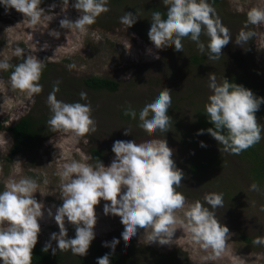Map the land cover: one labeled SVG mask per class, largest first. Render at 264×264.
Listing matches in <instances>:
<instances>
[{
    "label": "rangeland",
    "instance_id": "1",
    "mask_svg": "<svg viewBox=\"0 0 264 264\" xmlns=\"http://www.w3.org/2000/svg\"><path fill=\"white\" fill-rule=\"evenodd\" d=\"M73 2L69 0V6L64 8L62 0L45 2L44 6L41 3L46 12L50 5L56 4L50 13L54 19L42 21L36 28L24 21L23 14L15 9L0 13V61L7 60L9 64L23 62L15 55V48L21 47L26 51L25 58L27 54H33L43 63L53 65L39 81L43 86L42 92L33 97L13 90L11 74L8 70H0V122L11 125L29 110H50L47 97L57 80L60 81L57 99L67 103H90L92 118L96 121V131L84 137L55 132L39 142L36 148L11 158L9 152L13 138L9 130H0V192L5 190L10 179L32 178L39 185L34 195L45 205V216L39 221L41 232L37 243L44 246L51 233H59L54 219L47 216V209L51 208L55 214L56 207L63 203L58 199L61 178L57 173L62 171L65 163L76 160L95 167L97 162L92 158L90 148L102 147L106 153L110 152L109 157L101 161L108 167L115 158L111 149L116 140L140 143L149 139H165L173 150L172 159L184 173V179L176 190L186 197L185 207L200 201L214 211L221 224L229 228V239L222 256L203 260L202 257L211 250L205 252L201 249L180 225L176 226L171 245L149 243L143 238L144 230L139 229L125 246L121 237L124 226L118 216L104 215L103 200L96 206L98 219L94 229L95 239L100 243L93 240L88 251L116 238L120 243L115 249L129 264H264V246L253 244L256 237L264 236V189L249 173V159L242 152L235 155L224 151L223 145L206 131L214 126L211 122L208 125L198 123V115L206 112L205 105L212 94L208 86L209 75H215L217 83L221 84L224 78L229 80L238 73L249 80L253 91L264 90V25L249 24L245 28L249 9L264 8V0H220L217 4L208 0L232 36L222 49L223 54L215 60L208 59V37L204 34L200 37L205 44L204 53L198 50L190 37L182 39L183 52L175 51L174 46L162 50L155 48L148 31L153 12L167 10L162 0H108L110 10L97 17L96 24L88 26L83 33L63 29L59 24L65 15L72 20L78 17V11L71 7ZM125 12L137 13L139 17L130 28L120 23ZM242 29L255 32V36L237 45L235 40ZM53 31L59 32V37L50 35ZM45 44L47 48H44ZM189 53L190 57L198 54L196 60L190 59L191 63L185 56ZM68 65L74 67L69 69ZM89 76L111 78L119 82V88L92 91L80 82ZM164 87L172 91V104L168 110L172 120L166 133L157 130L150 136L139 127V112ZM81 92L87 93L86 100H81ZM128 108L136 111V119L123 115ZM256 117L264 128V116ZM179 121L186 123L195 135L183 138L182 130L173 127L174 122ZM125 129L130 132L127 136L124 135ZM201 129L205 130L204 134L198 135ZM261 135L262 139L256 146L264 143V131ZM201 141L207 146L201 147ZM213 154L222 158L215 170L195 172L190 168L192 162ZM253 183L258 184L259 191L251 190ZM208 193H222L223 207L212 209L204 200ZM177 216L182 217L183 212H177ZM65 226L68 231L67 221ZM52 246H57L56 241H52ZM72 259L73 255H70L69 260Z\"/></svg>",
    "mask_w": 264,
    "mask_h": 264
},
{
    "label": "clouds",
    "instance_id": "2",
    "mask_svg": "<svg viewBox=\"0 0 264 264\" xmlns=\"http://www.w3.org/2000/svg\"><path fill=\"white\" fill-rule=\"evenodd\" d=\"M166 6V18L163 13L155 11L152 14L148 37L156 49L162 50L174 46L175 51L183 52V38H189L196 43L201 53L205 44L201 42L202 34L208 37V59H219L222 49L232 40L230 30L222 23L214 7L208 0H162ZM42 0H0L5 11L15 9L23 14L32 28L42 21H52L51 13L56 7L53 3L46 12L40 5ZM63 8L69 6V0H62ZM108 0H74L71 7L79 13L75 20L67 15L60 19L63 29L77 30L81 33L96 22L97 17L107 13ZM138 14L125 12L120 17V23L132 27L138 19ZM264 25V8L252 7L247 12L248 25ZM50 35L59 37L60 33L53 31ZM255 32H239L235 43L240 45L248 42ZM48 45L45 44L44 48ZM151 52V49H149ZM15 55L23 62L13 66L7 60L0 61V70L14 67L10 76L11 88L26 92L29 97L40 94L43 86L39 83L44 69L43 61L33 54H27L21 47L15 48ZM159 58V57H157ZM51 59V58H49ZM69 69L74 65H68ZM209 88L212 94L208 97L205 110L209 122L214 127L206 131L223 150L239 155L253 147L262 139L264 128L255 115L264 104V97H257L242 85L230 83L224 78L217 83L215 75H209ZM60 81L54 82L52 91L48 94L47 104L51 116L47 125L53 132L70 133L76 137H84L96 131V121L92 118L90 103H67L57 99ZM171 90L167 87L139 112V127L150 136L157 130L166 133L172 118L168 115L171 108ZM81 100L87 99V93H80ZM136 119L137 113L128 108L124 113ZM151 114V116H150ZM150 117V118H149ZM203 129L198 135L204 134ZM125 129L124 135H129ZM201 147H206L203 141ZM115 158L110 166L99 160L95 167L91 164L73 160L65 163L62 171L57 174L61 178L60 195L63 203L56 207L55 214L47 209V216L53 218L58 225L59 233L50 234L42 251L52 254L71 251L73 255L86 256L92 241L95 239L97 224L96 206L103 200L104 215L118 216L124 231L121 237L128 242L136 236L139 229L144 230V237L149 243L171 245L173 236L180 225L200 245L205 252H211L202 257L203 260H215L222 256L229 239V228L221 224L214 211L209 210L200 201L186 206V197L176 189L184 179V173L179 169L173 157V150L165 139H149L137 143L135 140H116L112 146ZM91 159V158H89ZM47 183V180L44 181ZM39 185L32 178H22L18 181L10 179L5 190L0 192V262L2 264H32L33 249L41 232L39 221L44 219L45 205L35 198ZM251 190L259 191L257 183L251 185ZM205 202L212 209L223 207L222 193H208ZM183 212L182 217L177 212ZM66 221L75 228V237L68 238ZM56 241V247L52 246ZM119 239L103 242L104 247L111 248L110 253L97 258L96 264H111L110 257L114 254ZM254 245L264 246V236L253 240Z\"/></svg>",
    "mask_w": 264,
    "mask_h": 264
},
{
    "label": "trees",
    "instance_id": "3",
    "mask_svg": "<svg viewBox=\"0 0 264 264\" xmlns=\"http://www.w3.org/2000/svg\"><path fill=\"white\" fill-rule=\"evenodd\" d=\"M52 0H44L45 2H50ZM118 0H114L117 2ZM121 1V0H119ZM220 0H212V4L218 3ZM42 3V4H43ZM45 4H43L44 6ZM5 11L3 5H0V13ZM163 16L166 17V11H163ZM96 24V23H94ZM93 24V25H94ZM198 54H193L190 57V53L185 55L188 58V62L197 59ZM191 63V62H190ZM19 63H11V65L15 66ZM52 63L45 62L44 69L42 72L43 77L47 70L52 67ZM14 71V67L8 69V73H12ZM230 83H235L238 85H242L243 87L250 89L254 95L257 97H264V90L261 91H253L249 87V80L246 79L245 76L241 74L232 75L231 78L228 80ZM86 88L92 89V91L96 90H103L109 89L111 91L117 90L119 88V82L113 80L108 77H100V76H89L84 78L80 81ZM240 82L242 84H240ZM252 85V84H251ZM252 87V86H251ZM125 110L123 111V115L126 116ZM256 116H264V104H261L260 110L255 113ZM51 113L50 110H29V112L23 115L19 120L14 122L11 125H5V123L0 122V130L7 129L10 131L11 136L13 138V145L9 152L10 158L18 153H23L29 151L31 149L36 148L39 146V142H41L47 136L52 135L53 132L51 128L47 125V121L50 118ZM130 117V116H126ZM198 123L199 124H207L209 123L207 113L204 111L202 114L198 115ZM173 127L175 129H180L183 132V138L191 137L195 135L192 130L188 127L186 123L174 122ZM214 127V126H213ZM92 137V135H90ZM88 137V138H90ZM109 153H106L104 148L102 147H91L90 154L92 158L95 159L96 162L99 160L102 161L109 157ZM112 153V152H111ZM246 158L249 159L248 161V168L249 173L258 181L259 185L264 189V143L260 146L254 145L249 149L242 152ZM9 158V157H8ZM9 158V159H10ZM222 158L217 156L216 154L211 155L210 157H206L203 159H198L190 165V168L197 171H203L208 169H213L217 167V165L221 162ZM122 233V232H121ZM75 237V228L70 223H68V238ZM245 239L251 241V238L245 237ZM97 243H100V240L94 239ZM44 246L40 245L39 243L36 244L35 248L33 249V256H32V264H96L97 258L102 257L106 253H110L112 250L109 247H104L100 244L97 249H93L92 251H88L86 256H77L73 255L71 251H64L60 252L57 250L56 255L52 254L51 249L47 253L42 251ZM73 255V259L69 260V256ZM111 264H129L125 258L115 249L114 254L110 257Z\"/></svg>",
    "mask_w": 264,
    "mask_h": 264
}]
</instances>
